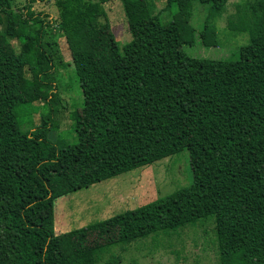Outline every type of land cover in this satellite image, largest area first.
Instances as JSON below:
<instances>
[{
    "label": "trees",
    "instance_id": "obj_1",
    "mask_svg": "<svg viewBox=\"0 0 264 264\" xmlns=\"http://www.w3.org/2000/svg\"><path fill=\"white\" fill-rule=\"evenodd\" d=\"M49 1L55 17L32 8ZM163 1L160 11L149 0H120L130 34L120 51L106 14L92 15L78 0L22 7L0 0V37L8 43L0 45V264H118L113 246L156 242L208 218L219 264H264V0H242L226 16L227 29L249 40L235 59L182 49L194 40L193 5H208L199 34L208 46L217 43L213 21L228 0ZM172 6L176 12L163 21ZM53 30L64 38L82 94L74 141L47 138L61 112L54 106L63 61ZM24 105L27 130L15 113ZM184 148L190 184L55 230L58 197Z\"/></svg>",
    "mask_w": 264,
    "mask_h": 264
},
{
    "label": "rangeland",
    "instance_id": "obj_2",
    "mask_svg": "<svg viewBox=\"0 0 264 264\" xmlns=\"http://www.w3.org/2000/svg\"><path fill=\"white\" fill-rule=\"evenodd\" d=\"M149 1L154 3L155 10L163 11V0ZM241 1L226 2L221 16L213 21L217 31V43L208 46L203 45L199 37L207 16L208 5L195 3L190 19V24L195 29L194 40L190 44H183V51L195 58L235 59L239 47L247 44L249 40L246 33L238 34L227 29L226 16L234 10V5ZM78 2L84 4L92 15H100L101 19L102 15L106 14L119 50L122 51L123 46L130 40V34L126 28L120 0H114L104 6L93 0H78ZM26 3L27 0H14V5L18 7ZM32 8L56 16L52 1L33 3ZM175 12L176 7L172 6L166 12H162L161 19L168 21ZM51 32H54L53 36L58 38V43L54 46L63 63L58 65L59 71L56 73L60 104L55 105L54 109L61 110L58 116V128L49 131L47 138L55 141L57 137L62 136L74 141L76 131L72 119L76 116V110L82 108L81 89L64 38L58 36L55 30ZM0 45L8 46L3 36L0 37ZM15 113L22 130L32 127L30 105L17 107ZM191 181L188 152L184 148L146 166L137 167L58 197L54 201L55 230L63 232L80 228L134 209L172 193L190 184ZM198 222L201 225L183 229L174 236H163L156 242H152L150 238H139L124 251H121L118 245L113 246L112 253L120 256L118 264H219V254L212 231L213 219H200Z\"/></svg>",
    "mask_w": 264,
    "mask_h": 264
}]
</instances>
